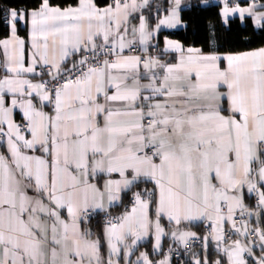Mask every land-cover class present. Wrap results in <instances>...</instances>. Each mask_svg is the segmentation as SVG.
<instances>
[{"label": "snow or ice", "instance_id": "obj_1", "mask_svg": "<svg viewBox=\"0 0 264 264\" xmlns=\"http://www.w3.org/2000/svg\"><path fill=\"white\" fill-rule=\"evenodd\" d=\"M222 3L225 26L238 15L264 29V4ZM150 7L2 10L0 264H170L139 251L165 236L199 242L194 264H264V47L221 52L214 33L207 50L161 47L182 0L154 27ZM197 222L206 234L187 230Z\"/></svg>", "mask_w": 264, "mask_h": 264}, {"label": "trees", "instance_id": "obj_2", "mask_svg": "<svg viewBox=\"0 0 264 264\" xmlns=\"http://www.w3.org/2000/svg\"><path fill=\"white\" fill-rule=\"evenodd\" d=\"M37 2L38 0H0V21L3 20V9L10 7L31 9L37 6ZM76 2L77 0H52V3L60 4L61 6L75 5ZM97 2L103 4L110 2V0H97ZM260 2L264 4V0H260ZM168 3L169 0H153L150 4L151 7L143 10V14L149 18L151 26H154L157 22V9L159 8V15L161 17L164 16L165 12L163 9ZM220 12L221 4L219 3L204 5L203 0H191L190 4L185 5L181 11V17L186 23V27L171 32H163L159 36V41L161 43L164 36H169L181 40L186 46H198L207 50L205 37L214 33L221 52H240L264 46V29L257 28L250 18L246 17L245 22L242 23L240 18L235 16L225 26ZM20 32L26 34V30L22 28ZM8 34L3 24L0 23V39ZM251 200L247 198V202ZM116 211L118 212L119 209H116ZM93 223L95 224V221ZM192 227L200 234H205L203 224ZM207 254L212 255L211 251ZM218 254L220 255V253L214 252V255ZM202 256L203 250H201V246H196L181 258H173V264H194V258H202Z\"/></svg>", "mask_w": 264, "mask_h": 264}, {"label": "crops", "instance_id": "obj_3", "mask_svg": "<svg viewBox=\"0 0 264 264\" xmlns=\"http://www.w3.org/2000/svg\"><path fill=\"white\" fill-rule=\"evenodd\" d=\"M151 2H153V0H150V4H151ZM190 2H191V0H182V9H183V7L185 6V5H187V4H190ZM210 3H219V4H221V9H222V7H223V3H222V0H203V4L204 5H208V4H210ZM250 3H248V2H246V1H243V2H240V4H239V6L240 7H247L248 5H249ZM261 4V2L259 1V2H257V6H259ZM145 10V9H144ZM182 11V10H181ZM235 16H238V15H235ZM235 16H231L230 18H229V21H230V19H232V18H234ZM239 17V16H238ZM180 18H181V23L176 27V28H174V29H169V28H166V27H162L161 29H160V31H159V33L157 34V37H156V40H154L153 41V43H160V41H159V36L163 33V32H171V31H175V30H179V29H183V28H185L186 27V23L182 20V17H181V13H180ZM245 20H246V17H245ZM245 20L242 22V23H244L245 22ZM137 21H133V23H136ZM228 24H229V22H228ZM227 24V25H228ZM154 27V26H153ZM24 29V25H23V23L21 22V24L20 25H18V29ZM18 34L22 37V38H27V31H26V34H23V33H21L20 32V30L18 31ZM7 37V36H6ZM6 37H3V38H6ZM164 37H167V38H169V39H173V40H178V41H180L183 45H184V43L181 41V40H179V39H176V38H172V37H169V36H164ZM3 38H1V39H3ZM160 45H161V47L163 46V41H161V43H160ZM185 47H188V46H186V45H184ZM192 47H198V46H192ZM261 47H264V46H261ZM201 48V47H200ZM259 48V47H258ZM254 49H257V48H254ZM254 49H251V50H254ZM244 51H249V50H244ZM240 52H242V51H240ZM225 53H227V52H225ZM17 119H19V117H17ZM247 202V197H246V199H245V203ZM249 202V201H248ZM248 202L246 203V204H248ZM114 211H116V209L114 210ZM117 212V211H116ZM164 224H165V230L167 231L168 230V228L170 227L168 224H167V221H164ZM194 225H200V223H195V224H193L192 226H194ZM206 225V223L205 224H203V226H205ZM192 226H190V227H188L187 228V230H190V231H193V232H196L197 233V235L199 236V235H202V234H200V232H198V231H196ZM205 234H206V232H205ZM154 243V240L153 239H151V238H149L148 240H145V241H142L141 242V244H142V246L139 248V251H147V252H149V254H150V257L151 258H153L154 260L156 259V260H160V259H163L164 258V256L166 255V251H167V249L170 247V246H172V245H175L176 243L171 239V237L170 236H165L163 239H162V243H161V250L160 251H157L158 252V254L159 255H155V251L152 249V244ZM202 250V249H201ZM103 251V250H102ZM209 251H211V253H212V255H210V254H208V256H209V259H210V257H211V259L210 260H212V261H215L216 259H221L222 257H223V253H220V255L218 254V255H214V252H217L216 251V248H215V242L214 241H210L209 242V248H208V250H207V253L209 252ZM256 251H257V253L259 252V248H257L256 249ZM218 253V252H217ZM205 253L203 252V255H204ZM136 255H139V252H137L136 253ZM153 256V257H152ZM136 258V256L134 255V256H132L131 257V259H135ZM198 258V257H197ZM196 259V257L194 258V260ZM194 260H193V262H194ZM223 261H224V264H226V257H223ZM170 264H173V259L170 257Z\"/></svg>", "mask_w": 264, "mask_h": 264}, {"label": "built area", "instance_id": "obj_4", "mask_svg": "<svg viewBox=\"0 0 264 264\" xmlns=\"http://www.w3.org/2000/svg\"><path fill=\"white\" fill-rule=\"evenodd\" d=\"M243 1H246L248 3L252 2V0H229V6H235L236 4H240V2H243ZM259 1L260 0H256V3ZM254 203H255L254 198L250 202H248V204L250 206L253 205ZM261 226H264V225H261ZM204 230H205V232H207V230H208L207 225L204 226ZM236 238H239V237H237L236 235L231 236V239H236ZM196 246H200V243L197 242L195 245L189 244L187 246H180V245L175 244V245L170 246L165 253H166V255H170V257L172 259L173 258L179 259L184 254H186L187 252H189L192 248H194ZM170 249H171V252H170ZM157 254H158V252L155 251V255H157Z\"/></svg>", "mask_w": 264, "mask_h": 264}]
</instances>
